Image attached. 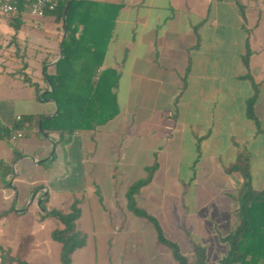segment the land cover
<instances>
[{"label":"crops","instance_id":"crops-1","mask_svg":"<svg viewBox=\"0 0 264 264\" xmlns=\"http://www.w3.org/2000/svg\"><path fill=\"white\" fill-rule=\"evenodd\" d=\"M65 26L28 9L0 16V127L13 130L24 116L42 117L11 139L0 137V264L1 249L12 251V228L21 232L27 217L37 227L54 217L42 212H68L76 200L85 244L73 253L72 264H178L152 223L129 210L126 192L158 164L137 195L138 205L158 217L147 208L155 205L149 187L164 176L170 156L179 162L184 146L196 158L203 148L209 157L233 163L245 146L251 163L260 155L256 139L264 133L247 117L255 92L247 74L260 84L255 110L261 119L264 0H81L73 27L77 36L109 35L103 68L120 72V112L96 130L75 132L68 143L42 127L58 114L56 101L45 96L52 87L44 67L56 72ZM248 46L250 68L244 59ZM168 139L174 142L168 145ZM222 141L226 148L220 151ZM197 210L191 220L199 219ZM144 227L155 231L148 252Z\"/></svg>","mask_w":264,"mask_h":264},{"label":"trees","instance_id":"trees-1","mask_svg":"<svg viewBox=\"0 0 264 264\" xmlns=\"http://www.w3.org/2000/svg\"><path fill=\"white\" fill-rule=\"evenodd\" d=\"M25 1H21L18 11L27 9ZM80 4L81 0H68L56 10L46 13L54 16L56 21L66 23V36L61 57L56 63V72L49 74L44 67L52 87V91H48L45 96L56 101L58 114L42 121L44 130L59 132L62 143H68L77 131L96 130L120 112L116 92L120 72L116 68H103L109 35L77 36L73 27V14ZM250 53L248 46L244 57L248 68ZM247 78L255 91L247 101V117L255 123L257 133H264L261 119L255 110L260 84L254 80L250 71ZM41 119V116H24L17 121L13 130L0 127V137L11 139L28 122ZM251 157V151L245 146L239 152L236 162L226 169L229 174L239 173L243 183L232 196L236 202L233 212L237 221L228 234H219L220 240L229 246L227 254L220 260L221 264H264V186L256 188L253 184ZM157 169L158 164L148 166L146 176L130 185L126 192L129 210L152 223L158 242L171 251L178 264H208L207 247L204 244L191 239L190 254H186L176 240L166 235L158 217L138 205V193L152 182ZM42 206L45 207V202ZM42 214L57 217L62 222L63 227L56 229L53 236L62 245L61 264H72L73 253L85 244V237L77 228V220L81 215L79 202L76 200L68 212L54 209ZM1 259L5 264H30L20 257L12 256L11 250L4 248L1 249Z\"/></svg>","mask_w":264,"mask_h":264},{"label":"rangeland","instance_id":"rangeland-1","mask_svg":"<svg viewBox=\"0 0 264 264\" xmlns=\"http://www.w3.org/2000/svg\"><path fill=\"white\" fill-rule=\"evenodd\" d=\"M257 79L263 82L264 93V75ZM245 90L247 93L252 92L251 88ZM258 112L262 113L260 116L264 128V107L263 111L260 107ZM256 140V149L260 148V155L257 154V159L254 158L252 163L253 184L256 188H261L264 186V134L259 135ZM173 142L168 139V145ZM225 148L222 141L219 150ZM170 149L168 146L167 151ZM181 152V155L178 152L179 162L174 161L176 157L170 156L164 176L162 175L157 185L149 187L148 192L153 194L156 206L147 208L160 218L166 235L178 241L182 251H188L191 247L192 237L207 246L208 264H221L220 260L227 254L229 246L219 240V234H228L237 221L233 212L236 202L232 196L242 185L243 178L239 173L229 174L224 171L234 160L227 162L224 158L209 157L203 148L199 151L200 157L196 158L194 150L187 145ZM194 159H197L196 163ZM174 172L179 174L178 178L174 177ZM57 208L65 209L61 206ZM196 208L199 214L197 221L190 219L191 214L196 213ZM24 220L21 232L15 233L12 228L11 235L7 238V244L12 248V256L20 257L30 264H61L62 245L54 238L52 231L62 228V222L58 218L50 217L36 227L30 217ZM135 229L137 239V230L140 228L136 226ZM143 230L145 245L142 247L148 252L153 246L155 231L147 227ZM142 247L139 248L141 252ZM78 257L79 253L75 256V262L79 261ZM133 263L136 261L133 260Z\"/></svg>","mask_w":264,"mask_h":264},{"label":"built area","instance_id":"built-area-1","mask_svg":"<svg viewBox=\"0 0 264 264\" xmlns=\"http://www.w3.org/2000/svg\"><path fill=\"white\" fill-rule=\"evenodd\" d=\"M22 0H0V16L9 15L18 11ZM68 0H26L25 6L35 16H45L47 12L56 10ZM21 137L22 134L18 133Z\"/></svg>","mask_w":264,"mask_h":264},{"label":"water","instance_id":"water-1","mask_svg":"<svg viewBox=\"0 0 264 264\" xmlns=\"http://www.w3.org/2000/svg\"><path fill=\"white\" fill-rule=\"evenodd\" d=\"M66 14H67V11H66ZM65 31H66V26H65ZM64 38H65V37H63V40H62L61 46H63V41H64ZM57 113H58V112H57ZM34 197H35V196H33V198H32V199H34Z\"/></svg>","mask_w":264,"mask_h":264}]
</instances>
